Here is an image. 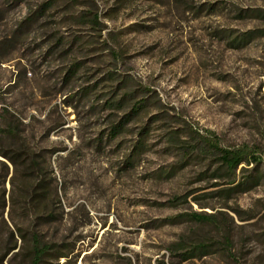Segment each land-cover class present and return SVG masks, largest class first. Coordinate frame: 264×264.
I'll list each match as a JSON object with an SVG mask.
<instances>
[{
	"label": "rangeland",
	"instance_id": "rangeland-1",
	"mask_svg": "<svg viewBox=\"0 0 264 264\" xmlns=\"http://www.w3.org/2000/svg\"><path fill=\"white\" fill-rule=\"evenodd\" d=\"M60 37L68 55H48ZM109 71L112 101L153 95L114 140L134 103L106 106L111 81L78 94ZM3 104L57 196L35 213L0 155V264H30L36 240L45 264H264V0H0ZM202 137L258 161L230 171ZM196 241L213 246L187 256Z\"/></svg>",
	"mask_w": 264,
	"mask_h": 264
},
{
	"label": "trees",
	"instance_id": "trees-1",
	"mask_svg": "<svg viewBox=\"0 0 264 264\" xmlns=\"http://www.w3.org/2000/svg\"><path fill=\"white\" fill-rule=\"evenodd\" d=\"M125 1V0H120ZM51 3L47 2L43 7H40L39 10L35 11L33 15L29 18V20L36 19V17L40 16V13H44L45 10L50 7ZM97 14L93 17V24L95 26H101ZM101 31V30H100ZM64 37H60L57 41V44L52 46L47 54H54L60 48H65ZM71 49H64L60 52V58L67 56ZM81 62H77L73 66L69 67L66 76L64 77L65 83H70L73 78L78 73L80 69ZM121 75H118L116 71H109L104 74L103 77L97 80V82L91 86H86L82 89L80 94V100L85 96L91 94L97 85H100L104 81L117 82L116 87L112 90L113 93L117 92V88L123 85L126 82V79H122ZM136 93H125L118 100L116 99L117 95L115 93L114 97L111 99H107L106 106L115 107L117 109H122L125 106V103L131 104L134 103L132 108L128 110L125 115L118 121H113L109 126L108 137L110 140H114V138L118 137L122 131L125 129L126 125L130 122V120L138 114L147 104L148 101L153 98V95L148 94L146 98L134 101ZM138 97V96H137ZM134 101V102H133ZM113 106V107H112ZM14 113L3 104L0 112V155L9 159L13 165L18 168L20 166L25 167V174L27 175L26 183H23V190L25 191L26 196H29L31 204H29V208L36 212L48 211L50 214L53 211L50 209V201L53 202V198L57 196V190L53 191L49 185V179L47 178V168L41 164L40 155L35 152L34 146L29 143L25 137L22 135L23 129L21 125L23 123L19 120L18 123L14 120ZM7 119V121H6ZM2 120H5L2 122ZM146 133V130L143 132ZM142 135V133H141ZM203 149L202 152L211 151L217 156H219L222 164L225 165L228 170L235 172L238 167L243 163H250L251 160L257 162L258 157L255 153H251L247 149H228L221 147L218 143L212 142L210 139L203 138ZM143 141H140L139 145L142 146ZM102 143V140H100ZM139 147H137L139 151ZM137 152L133 151V154L130 156H135ZM140 154V151L137 153ZM12 184H14V178L12 179ZM30 184V187H29ZM24 194V195H25ZM12 203H14V199L12 197ZM14 206V205H13ZM49 206V207H48ZM52 218V216H51ZM192 220L205 222L210 221L208 217L203 214L194 213L192 215ZM213 245L211 243H198L194 242L185 254L189 257L194 256L197 252H203L210 249ZM50 246L41 243L36 240L35 244H32L28 251V262L30 264H45L47 263V258L52 255L49 251Z\"/></svg>",
	"mask_w": 264,
	"mask_h": 264
}]
</instances>
